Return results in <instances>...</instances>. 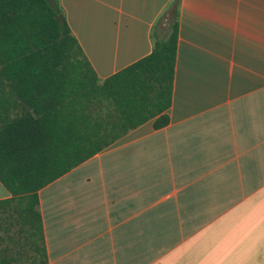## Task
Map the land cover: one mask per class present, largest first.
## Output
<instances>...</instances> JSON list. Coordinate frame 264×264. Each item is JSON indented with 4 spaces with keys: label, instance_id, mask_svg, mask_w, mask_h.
Segmentation results:
<instances>
[{
    "label": "crops",
    "instance_id": "crops-1",
    "mask_svg": "<svg viewBox=\"0 0 264 264\" xmlns=\"http://www.w3.org/2000/svg\"><path fill=\"white\" fill-rule=\"evenodd\" d=\"M56 1L100 78L168 32L172 0ZM176 20L166 123L37 190L39 264H264V0H178ZM13 229L0 213V252Z\"/></svg>",
    "mask_w": 264,
    "mask_h": 264
},
{
    "label": "trees",
    "instance_id": "trees-1",
    "mask_svg": "<svg viewBox=\"0 0 264 264\" xmlns=\"http://www.w3.org/2000/svg\"><path fill=\"white\" fill-rule=\"evenodd\" d=\"M177 2L148 53L100 78L56 0H0V213L14 226L0 264L45 262L40 187L143 121L166 123Z\"/></svg>",
    "mask_w": 264,
    "mask_h": 264
}]
</instances>
